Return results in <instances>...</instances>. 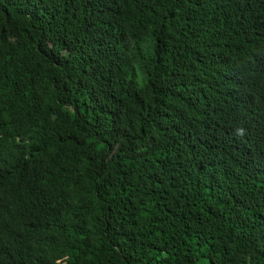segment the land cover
I'll return each mask as SVG.
<instances>
[{"label":"trees","instance_id":"16d2710c","mask_svg":"<svg viewBox=\"0 0 264 264\" xmlns=\"http://www.w3.org/2000/svg\"><path fill=\"white\" fill-rule=\"evenodd\" d=\"M0 264H264V0H0Z\"/></svg>","mask_w":264,"mask_h":264}]
</instances>
